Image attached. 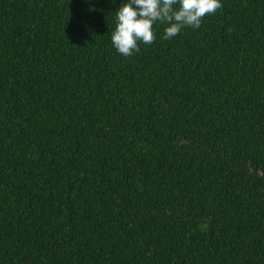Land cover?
I'll list each match as a JSON object with an SVG mask.
<instances>
[{"label":"trees","instance_id":"trees-1","mask_svg":"<svg viewBox=\"0 0 264 264\" xmlns=\"http://www.w3.org/2000/svg\"><path fill=\"white\" fill-rule=\"evenodd\" d=\"M122 2L0 0V264H264V0L130 57Z\"/></svg>","mask_w":264,"mask_h":264},{"label":"clouds","instance_id":"clouds-1","mask_svg":"<svg viewBox=\"0 0 264 264\" xmlns=\"http://www.w3.org/2000/svg\"><path fill=\"white\" fill-rule=\"evenodd\" d=\"M220 7L221 0H123L115 10L111 45L120 55L130 57L139 51L140 43L153 42L154 25L163 23V38L171 39L182 28H199L201 19Z\"/></svg>","mask_w":264,"mask_h":264}]
</instances>
